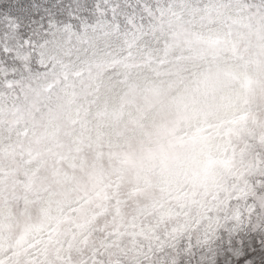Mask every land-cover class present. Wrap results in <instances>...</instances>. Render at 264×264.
I'll list each match as a JSON object with an SVG mask.
<instances>
[{
    "label": "snow or ice",
    "instance_id": "1",
    "mask_svg": "<svg viewBox=\"0 0 264 264\" xmlns=\"http://www.w3.org/2000/svg\"><path fill=\"white\" fill-rule=\"evenodd\" d=\"M0 264H264V0H0Z\"/></svg>",
    "mask_w": 264,
    "mask_h": 264
}]
</instances>
